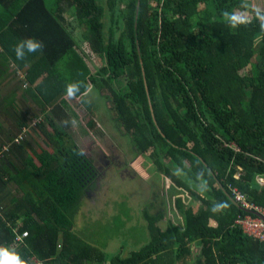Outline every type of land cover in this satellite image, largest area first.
Masks as SVG:
<instances>
[{"label": "trees", "instance_id": "obj_1", "mask_svg": "<svg viewBox=\"0 0 264 264\" xmlns=\"http://www.w3.org/2000/svg\"><path fill=\"white\" fill-rule=\"evenodd\" d=\"M138 2L0 0V82L7 87L15 79L25 107L33 102L40 110L33 119L20 114L19 135L25 140L0 153V204L13 187L20 193L10 208L0 205V247L26 264H195V259L196 264H264V241L240 223L248 211L235 205L215 178L241 206L238 195L264 206V186L257 181L264 178V29L257 15V9L264 14V5ZM225 12L242 22L230 24ZM66 13L91 53L73 39ZM25 38L42 41L44 48L17 60L13 50ZM97 60L101 67L94 69ZM73 82H81V92L90 85L98 98L67 96L66 85ZM95 99L108 103L102 110L112 113L114 128L128 138L134 154L147 159L154 175L199 200L192 206L176 197L182 227L169 221L165 230L159 225L164 212L150 213L156 202L142 205L149 241L139 249L128 251L131 236L117 228L109 240L80 236L89 215L80 210L98 173L104 183L116 173L142 186L140 175L111 173L128 169L125 164L111 160L100 169L89 148L69 138L76 123L93 138L111 134L98 122ZM35 119L42 123L33 128ZM111 131V142L117 143ZM12 149L14 161L7 153ZM219 202L227 208L213 213ZM79 213L82 229L76 232ZM96 213L97 220L104 217ZM122 216H114L115 223L121 224ZM123 217L131 222L129 214ZM25 232L28 236L17 241Z\"/></svg>", "mask_w": 264, "mask_h": 264}, {"label": "rangeland", "instance_id": "obj_2", "mask_svg": "<svg viewBox=\"0 0 264 264\" xmlns=\"http://www.w3.org/2000/svg\"><path fill=\"white\" fill-rule=\"evenodd\" d=\"M255 3L256 5H264L263 0H255ZM64 19L66 22H71L70 29L74 28L72 35L73 39L75 41H80L81 49L86 53H89L91 48L82 43L83 41L80 35L81 30L74 27L77 26L76 22L70 18L68 13L64 15ZM92 65L95 67L94 69H98L101 67V62L100 60H97V66L94 64ZM123 84H126V82H123ZM94 92L97 93V91L92 90L86 95L88 102L93 101L94 98H98L96 95L95 97L93 96ZM91 104L93 109L97 110L98 122L103 126V128L110 131L111 134L109 136L103 134L102 137L106 139L103 142L101 141V136H97V138L91 137L90 134L82 130L81 126L76 123L72 125L69 138L73 142L78 143L82 149L89 148V158L93 164L98 166L100 169L105 168V166H110L114 162H116L117 165L125 164L129 167L128 169L121 171L112 170L111 173L117 172L119 175L122 174V176H126L128 179L133 178L135 175H140L136 180L139 183H142V186L140 184H135L130 180H122L116 173L112 174L109 177V181L106 180L104 183V177L99 176L98 173L96 180L97 183L93 187L92 192L85 195L84 203L80 210L84 215L89 214L86 216V224H84L83 229L81 227L82 231L80 236L85 240L88 238V240L92 242H98L99 239L105 238H108L109 240L114 238L113 228H117L123 233L131 236L130 240L129 238L128 240L132 242L131 244L133 246L130 245L128 251L132 249H139L149 241L147 225L143 220H141L142 211L144 209L142 205L146 207L148 204L150 206L154 201L156 202L154 207L157 209L152 212L150 211V213L156 214L160 211L164 212L165 218L159 224L163 230L167 228L169 221L182 227V216L180 211L175 206L176 197L180 196L183 199L184 204L192 206L199 205L198 198L192 197V195L188 194L184 190L176 188L162 175H154V170L148 163L147 159L133 153V148L131 149L128 138L121 136L117 129L114 128L115 123L112 120V113L102 110V108L109 109L107 108V102L102 99H95V103ZM111 127L114 129V136L116 135L118 137L115 141L117 143L111 142V137H113ZM49 131L52 132V129H49ZM95 140H100L101 142H94ZM116 145L118 147L121 145L122 150L119 148L121 151L118 152L115 149ZM106 153L109 155L110 159L106 158ZM111 160L114 162L111 163ZM100 186H102V189L99 188ZM243 209L248 210L246 207H243ZM95 213L98 217L103 215L104 217L97 220L94 218ZM117 214L120 216H127L129 214L131 216V222H128L126 218L124 220V217L122 216V223H115L113 218ZM78 220V223H81V217L78 216ZM255 237L261 239L262 236L259 235ZM195 250L196 247L194 246V251ZM114 251L116 250L113 249L111 252ZM200 260H202V258ZM186 264H191V261H188Z\"/></svg>", "mask_w": 264, "mask_h": 264}, {"label": "crops", "instance_id": "obj_3", "mask_svg": "<svg viewBox=\"0 0 264 264\" xmlns=\"http://www.w3.org/2000/svg\"><path fill=\"white\" fill-rule=\"evenodd\" d=\"M19 84L17 81L13 78H11L7 82V87H3L2 81L0 82V153H4L5 148L9 145L12 146V142L15 140V138L19 135L20 130V114L25 113L29 118H35L38 117L36 115V112H39L40 110H34L36 105L33 102L31 103L30 108L25 107V104L23 103L21 99V95L24 93L23 91L18 90ZM44 119V118H43ZM38 119H35L32 122V127L35 128L37 125ZM35 126V127H34ZM48 127V126H47ZM30 137V136H29ZM33 139L30 137V140ZM25 138L23 139V141ZM22 141V142H23ZM21 142V143H22ZM43 146L47 147L44 143ZM13 149L14 146L12 147ZM10 150L7 153H9L10 160H15L16 157V151ZM12 151V152H11ZM37 160H35V163ZM38 163V162H37ZM258 184L260 186H264V178L258 177L257 178ZM20 196V193L16 187L12 188V192L10 193V196H7V199L5 202H2L0 205H3V209L10 208L12 203ZM263 206V205H262ZM81 213V211H80ZM79 213V217H80ZM75 223L74 229L76 232H79L81 230V223ZM15 231H19L18 228H15Z\"/></svg>", "mask_w": 264, "mask_h": 264}, {"label": "clouds", "instance_id": "obj_4", "mask_svg": "<svg viewBox=\"0 0 264 264\" xmlns=\"http://www.w3.org/2000/svg\"><path fill=\"white\" fill-rule=\"evenodd\" d=\"M223 15L227 18L230 24L233 22H235V24L242 22V17L236 15L235 13L225 12ZM257 15L261 20V28L264 29V14H261L260 10L257 9ZM235 24L233 26H235ZM43 48L44 44L42 41L36 40L35 38H25L16 44L13 51L17 60H23L26 53H37L42 51ZM81 87V82L69 83L66 85L67 96L83 99V97L86 96L90 91L91 86H84V92H81ZM65 123L68 122L66 121ZM72 123H75V121L73 120ZM226 208V203L219 202L213 205L212 212L218 213ZM0 264H26V261L23 260L18 254L10 252L7 248L0 247Z\"/></svg>", "mask_w": 264, "mask_h": 264}, {"label": "built area", "instance_id": "obj_5", "mask_svg": "<svg viewBox=\"0 0 264 264\" xmlns=\"http://www.w3.org/2000/svg\"><path fill=\"white\" fill-rule=\"evenodd\" d=\"M37 124L42 123V119H38ZM23 135H19L14 143H21L23 141ZM238 202H240L243 207H246L249 215L242 218L240 223L244 225L246 232L253 236H262L261 240H264V207L255 203L248 202L243 195H238ZM28 233L25 232L22 236L17 238V241H21L23 238L27 237Z\"/></svg>", "mask_w": 264, "mask_h": 264}, {"label": "water", "instance_id": "obj_6", "mask_svg": "<svg viewBox=\"0 0 264 264\" xmlns=\"http://www.w3.org/2000/svg\"><path fill=\"white\" fill-rule=\"evenodd\" d=\"M140 4V0H139V2H138V5ZM202 160V159H201ZM202 162L207 166V164L202 160ZM208 167V166H207ZM215 175V174H214ZM215 178L217 179V182H218V184L220 185V187L227 193V195L231 198V200L233 201V203L235 204V205H237L240 209H242V210H245V209H243V207L239 204V203H237L236 201H235V199L228 193V191L226 190V188H225V186H224V184H223V182L221 181V180H219L218 178H217V176L215 175Z\"/></svg>", "mask_w": 264, "mask_h": 264}]
</instances>
